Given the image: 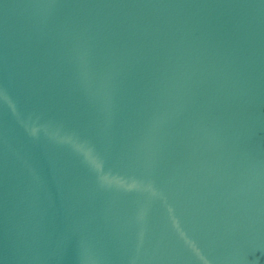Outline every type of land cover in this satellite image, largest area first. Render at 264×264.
Masks as SVG:
<instances>
[{"label": "water", "instance_id": "water-1", "mask_svg": "<svg viewBox=\"0 0 264 264\" xmlns=\"http://www.w3.org/2000/svg\"><path fill=\"white\" fill-rule=\"evenodd\" d=\"M0 264H264V0H0Z\"/></svg>", "mask_w": 264, "mask_h": 264}]
</instances>
